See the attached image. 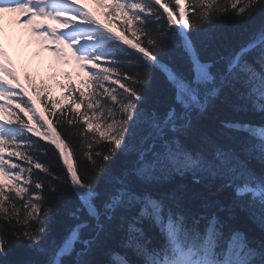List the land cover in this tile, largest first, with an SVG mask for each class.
<instances>
[{"label": "snow or ice", "instance_id": "snow-or-ice-1", "mask_svg": "<svg viewBox=\"0 0 264 264\" xmlns=\"http://www.w3.org/2000/svg\"><path fill=\"white\" fill-rule=\"evenodd\" d=\"M100 6L106 9V17L122 21L120 34L113 33L82 5L76 6L75 0H0V13H17V22L25 24L64 63L68 62L64 49H68L87 75L81 89L74 88L68 73L64 74L69 83L61 87L67 90L71 116L67 109L57 115V103L52 101V109L46 106L45 111L57 119L49 120L44 114L37 119L32 101L31 106L28 102L16 104L28 116L27 121L9 109V115L15 118L0 123V264H9L3 258L21 245L47 255L46 260H26L22 264H264V241L253 247L238 230L225 237L226 225L216 213L198 215L184 206L175 192L154 195L148 189L173 174L191 173L195 183L202 178H220L225 181L222 187L234 189L235 201L248 197L246 205L234 201L227 209L229 215L233 207H242L264 227V174L257 176L247 169L233 148L214 145L210 154L193 153L178 137V133L191 128V112L203 114L222 94H235L243 102L233 105L237 111L250 107L264 113V0H101ZM257 14L261 23L247 44L219 60L201 61L192 38L194 32L215 27L221 17H232L240 24ZM44 20H62L64 30L45 27ZM128 31L137 37L135 43L124 34ZM121 41L135 52L122 48ZM169 45L186 55L189 75L178 74L161 62L159 54ZM4 60L0 49V61ZM221 61L223 67L211 71ZM126 67L142 71L132 76L124 71ZM152 68L165 73L181 111L170 107L162 118L155 112L148 113L145 123L150 131L141 138L147 147L143 143L130 146L133 125L140 114L138 105L144 101L142 89ZM106 81L110 83L106 85ZM20 88L15 73L0 62V100L11 103ZM47 94V88L40 89L38 99L42 104L47 105L43 98ZM7 107L0 104V112ZM62 123L75 126L82 137L81 147L86 149L83 155L90 164L84 175L74 162L75 149L69 151L70 145L54 126ZM223 127L247 133L249 142L241 151L264 163V124L237 121L225 122ZM169 132L173 135L168 136ZM32 136L55 146L59 153L56 166L42 158V151L47 154L50 149L43 148ZM118 150L135 151L136 160L115 178L116 187L97 206L100 194L95 182L107 174ZM11 157L27 166L14 163ZM58 161L63 162L66 173L59 168L56 174ZM69 189L80 201V206L69 213L78 223L49 249L43 242L53 223L52 210ZM82 211L91 223L80 219ZM218 211L225 209L220 206ZM146 226L155 228L161 236L159 246L150 247L152 238L146 234ZM86 229L91 235L84 237ZM117 230L123 233L119 246L124 253L108 252L107 262L95 259ZM129 251L136 259L128 258Z\"/></svg>", "mask_w": 264, "mask_h": 264}, {"label": "trees", "instance_id": "trees-1", "mask_svg": "<svg viewBox=\"0 0 264 264\" xmlns=\"http://www.w3.org/2000/svg\"><path fill=\"white\" fill-rule=\"evenodd\" d=\"M189 15L191 16V13H189ZM260 23V14H257L253 19L245 20L240 24H237L232 17L225 16L221 17L215 23V27L209 26L205 31L194 32L192 38L199 58L203 62L216 61L219 60L221 56H229L235 51H238L242 45L247 44L254 37ZM124 34H127L126 36L130 41L133 43L136 42L137 37L134 36L131 31ZM140 40L143 41L144 38L141 36ZM120 44L121 47L125 48L128 52H135V49L123 44L122 41ZM136 55L140 54L136 53ZM159 59L161 62L166 63L174 72L189 75L190 65L188 64L186 55L175 45H169L164 52L159 54ZM249 59L251 60L252 57L250 56ZM223 64L224 62L221 61L219 64H216L211 71L215 72L217 68H222ZM124 71L129 75L135 76L137 72L142 70L135 67H126ZM149 71L150 79L148 80L147 85L142 89L144 101L138 105L140 114L137 117L136 124L133 125L134 135L129 138L130 146H139L143 143L141 138L150 131L147 123H145L148 118V113L155 112L158 117L162 118L170 107L174 106L177 113L181 111L180 106L175 104L174 89L169 83L165 73L156 68H152ZM30 83L32 86V92L38 99V93L40 92V89L43 88V82L36 85L31 80ZM109 83L110 82H105L106 85ZM112 87L118 88L117 85H112ZM118 90L122 91V89ZM43 98L48 101V103L47 105L42 104L40 99H38L42 108V114H44L49 120L55 121L57 116H50L45 111L46 106L48 109H52L53 105L51 102L54 100H47V96H44ZM22 102H28L30 106L32 105L31 101L24 97L22 98ZM240 103L243 102L239 101L235 94H222L203 114H198L196 111L191 112V128L178 133V137L181 143L193 153L203 152L204 154H210L214 145H223L225 147L233 148L239 155L240 160L246 162L247 169L259 176L264 174V163H261L259 159L254 158L252 154H246L241 151V148L246 146L249 142L247 133L233 131L223 127L225 122L237 121L253 125L264 124V113L256 112L250 107L245 110L237 111L233 105ZM69 105L70 102L64 103L61 106L57 105L59 109L57 115L67 109L69 116H71V107H69ZM83 109L84 106L81 107V111H83ZM13 113L18 114L25 119V121L28 120V116L20 110H16ZM36 114L37 119H39L40 114L37 112ZM14 118L15 116L12 115L11 119ZM54 126H56L57 130L62 134V138L65 139V142L70 145L69 151H72L73 148L75 149L76 155L74 156V162L79 164L80 174H86V169L90 168V164L87 158L83 155L86 149L81 147L82 137L78 135V129L67 123H62L61 125L54 124ZM28 135H31V133ZM167 135L172 136L173 133L169 132ZM32 139L39 140V143L43 148L50 149L47 154H44L42 151V158L56 166L59 154L55 147L47 141L40 140L39 137L32 136ZM255 142L256 141H252V143ZM143 146L147 147V143H143ZM53 153H55V156ZM11 159L14 163L21 164V166H27L23 160L16 157H11ZM135 160V151L124 153H121L119 150L117 151L116 157L108 166L107 174H102L95 182V190L100 194L96 200L97 206H99L101 201L106 198L107 193L116 187L115 178L126 168H130ZM59 168H64L61 161H58L56 174H59ZM64 172L66 173L65 168ZM224 183L225 181L220 178H202L200 183H195L191 173H186L184 175L173 174L166 181L153 183L148 186V189L152 191L154 195L175 192L181 197L182 204L195 211L198 215L209 216L212 213H216L219 219L226 225L224 229L225 237H227L230 231L238 230L245 234L251 246H257L259 242L264 241V227H262L257 220L253 219L249 212L242 207H233L231 215H229L227 209H229L235 201L234 189L232 187H222ZM238 183L240 182L238 181ZM235 203L246 205L248 203V197H244L243 200L240 201H235ZM205 204H207L208 207H204ZM79 206V198L71 191V189L67 192L65 199L55 204L52 210L53 223L50 225V233L45 237L43 242L45 247L49 249L53 248V242L58 244L60 239L67 234L68 229L78 223V221L73 219L69 213ZM220 206H223L225 211H218ZM80 219L89 220V223L92 222L83 211L80 213ZM145 231L146 234L152 238V245H150V247L159 246L162 243V238L155 228L146 226ZM89 235H91V232L87 229L82 232V236L84 237ZM122 236V232L118 230L115 231L105 241L104 250L102 252L98 251L94 258L107 262L109 260L108 252L116 251L124 253L125 250L119 246ZM76 248L79 250L80 245H77ZM128 258L130 260L136 259L131 251L128 252ZM3 259L7 260L9 264H22V262L26 260H46L47 255L33 253L25 245H21L9 252L8 256Z\"/></svg>", "mask_w": 264, "mask_h": 264}, {"label": "rangeland", "instance_id": "rangeland-1", "mask_svg": "<svg viewBox=\"0 0 264 264\" xmlns=\"http://www.w3.org/2000/svg\"><path fill=\"white\" fill-rule=\"evenodd\" d=\"M72 19H76L75 17H70ZM47 21H52V20H47ZM9 22V21H8ZM7 32H9L8 29H4V32H1L0 35L2 34V37L4 39L0 40V49L3 50V52L10 51L11 54L7 55V52L4 53L6 58L4 61H0L4 63L5 67H12V60H16V67L17 69L22 73L26 74V76H30L34 78L36 81L44 80V82L47 85L48 89V97L50 98H55L58 99L60 103H63L64 100L68 99V94L67 90L65 87H61V85H67L69 83V80L65 78V73H68L70 76L71 84L75 88H81L83 85V81L87 80V75H86V70H81L76 61L72 58L71 53L68 51V49H64L66 53H68L67 56V63H57L54 61L52 56H50L49 62L46 63V65H42L41 61H38V58L42 57L43 51H42V46L35 48V50H32V46H36L33 44V36L31 38H27L28 41L26 42V45H23L22 50L19 51L25 52L24 53V58L22 57L21 59L19 57H14L17 54H14L12 51V46L13 42L16 40L13 37H7ZM12 35V34H11ZM36 37V36H34ZM6 41L10 42L11 45L9 47H6L3 42ZM17 43V42H15ZM21 43L19 41L18 47H21ZM45 50V49H43ZM40 55V56H39ZM41 60V59H40ZM90 67V66H89ZM73 80V81H72ZM0 104H7L6 100H0ZM6 109V108H5ZM5 109L3 112H0V123H4V118L6 116ZM5 112V113H4Z\"/></svg>", "mask_w": 264, "mask_h": 264}, {"label": "bare ground", "instance_id": "bare-ground-1", "mask_svg": "<svg viewBox=\"0 0 264 264\" xmlns=\"http://www.w3.org/2000/svg\"><path fill=\"white\" fill-rule=\"evenodd\" d=\"M3 14V15H2ZM12 16H15V17H18V14L17 13H10ZM8 16H9V14L8 13H0V33L1 32H4V29H8L9 30V32H7L8 34H7V37H13V38H15L16 40L12 43L13 44V46H12V51L11 52H13V53H16V54H18L20 57H22V55H23V57H24V52H22L21 54L22 55H20L19 53H18V51H19V47H18V45H19V41H20V43L22 44L21 46H23V45H25L26 43H24V40H25V38L27 37V35H28V33H27V31H26V29H25V27H23V25H20V24H12L11 22L10 23H8ZM12 34V35H11ZM0 39H4L3 37H2V34L0 35ZM15 42H17V43H15ZM3 44L6 46V47H9L10 45H11V43L10 42H7L6 43V41H4L3 42ZM34 50V49H33ZM7 53H10V51L8 52V51H6ZM6 52H4V53H6ZM6 58V57H5ZM41 59V60H40ZM49 57H48V55H44V56H42L41 58H38V61H41V64L42 65H46V63H48L49 62ZM12 61L13 62H15V59H12Z\"/></svg>", "mask_w": 264, "mask_h": 264}]
</instances>
